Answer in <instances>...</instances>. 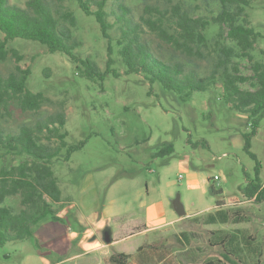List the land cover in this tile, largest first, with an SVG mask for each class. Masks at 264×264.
<instances>
[{
  "label": "rangeland",
  "instance_id": "obj_1",
  "mask_svg": "<svg viewBox=\"0 0 264 264\" xmlns=\"http://www.w3.org/2000/svg\"><path fill=\"white\" fill-rule=\"evenodd\" d=\"M26 1L9 0L19 7ZM249 1L247 19L259 34L253 55L263 61L264 0ZM64 5L76 19L72 32L81 43L74 55L91 61L101 73L107 70L110 58L112 66L102 81L88 79L79 63L61 53L51 54L33 41L8 42L7 47L21 56L18 65L31 71L28 89L64 103L68 145H83L68 158L63 151L53 163L62 193V201L52 204L57 220L47 217L34 228L32 237L0 246V264H61L63 258L65 264H111V257L119 254L127 256L126 263L127 254H133L139 245L142 255L156 253L153 262L142 264H264V201L242 193L255 169V162L242 149V134L249 131L246 117L228 108L220 85L181 102L142 74L125 73L116 44L117 29L113 26L103 35L95 20L84 15L76 3ZM125 5L134 20L143 15L145 6L168 9L178 5L192 18L204 20L218 12L216 0H125ZM108 21L112 24L114 17ZM217 33V26L207 28L210 44ZM144 38L155 50L169 54V46L148 31ZM238 62L240 73L250 75L247 61ZM16 64L9 58L0 63V72L6 75ZM199 67L203 73L210 69L207 62ZM240 88L250 89L248 84ZM54 110L46 105L40 114ZM23 118L15 111L9 125L13 127ZM166 145H172L173 153L155 157ZM251 152L260 164L264 187V119L251 141ZM17 162L9 158L0 161V166ZM214 176L219 180L212 186L222 191L220 195L210 194L209 185L203 183ZM196 178L200 183L195 184ZM176 196L184 207L183 217L172 207ZM3 205L14 211L21 208L18 197L6 198ZM147 216L163 224L162 229L140 235ZM79 218L92 226L97 220L108 221L114 233L121 235L113 237L111 226L105 225L85 240L82 249L80 231L76 239L70 235ZM133 226L136 230L132 232ZM104 230L110 233L109 244L104 242ZM113 238L121 241L112 247ZM94 240L100 245L98 250L91 249L89 242ZM79 247L84 250L80 249V262L70 258Z\"/></svg>",
  "mask_w": 264,
  "mask_h": 264
},
{
  "label": "trees",
  "instance_id": "obj_2",
  "mask_svg": "<svg viewBox=\"0 0 264 264\" xmlns=\"http://www.w3.org/2000/svg\"><path fill=\"white\" fill-rule=\"evenodd\" d=\"M66 2L76 3L84 15L91 16L103 35L107 36L113 26L117 29L116 44L125 73L142 74L150 84L158 83L181 102L190 100L194 93L221 86V98L230 110L244 115L249 126V131L242 134V149L255 162V169L254 178L247 179L242 193L254 201H264L260 164L251 152V141L264 119V60H256L253 55L259 34L247 19L249 0H216L218 12L210 20L192 18L178 5L168 9L145 6L143 15L134 20L125 0H27L24 7L0 0V63L9 58L17 61L6 75L0 72V161L18 159L16 165L0 166V246L32 237L34 228L47 217L57 220L52 204L62 201V193L53 163L63 151L68 158L83 145H68L64 103L28 89L31 71L18 65L21 56L7 47L8 42L33 41L51 54L61 53L79 63L88 79L102 81L112 66L109 57L107 70L101 73L91 61L78 60L74 55L81 43L73 35L76 19L65 7ZM110 17H114L112 24ZM210 25L218 28L213 44L205 36ZM146 31L169 46V54L155 50L144 38ZM108 52L111 53L110 47ZM238 60L247 61L250 75L240 73ZM201 62L210 65L207 73L201 71ZM242 84H248L250 89H241ZM46 105L55 110L41 115ZM15 111L24 118L11 127ZM172 153V145H166L154 156ZM208 181V192L220 195L222 191L212 186L213 177ZM8 197L19 198L18 211L3 205ZM126 257L119 254L110 260L125 264Z\"/></svg>",
  "mask_w": 264,
  "mask_h": 264
},
{
  "label": "crops",
  "instance_id": "obj_3",
  "mask_svg": "<svg viewBox=\"0 0 264 264\" xmlns=\"http://www.w3.org/2000/svg\"><path fill=\"white\" fill-rule=\"evenodd\" d=\"M207 180H208L207 177L203 180V183L206 186L209 185ZM194 182H195V184L198 182L200 183V181L197 178L194 179ZM174 221H176V220H174ZM170 223H172V222H170ZM105 225H108L109 227L111 226L110 224H108V221H105V220H100V221L97 220L96 224L94 226H92L88 223H85L84 220H81L79 218V219H77V221L74 224V230H73L74 232L72 231V233L70 235H71L72 239L75 237L77 238V232L80 231L79 232L80 235H78V237L81 236V239H80L81 244L80 245H81V247H83L82 249H85V245H84L85 240L90 239L94 235V233H96L99 229H103V228L105 229ZM141 225H142L143 229H142V231H140V235H143V234H147V233L156 231V229H162L163 224L160 225V224L156 223L153 218L151 219L150 217L147 216L146 221L144 223H141ZM91 228H94V231ZM111 228H112V232H113V237L116 236L117 238H119V235H121V234H115L112 226H111ZM132 228H133V230H131L132 232L134 230H136V226H133ZM117 238H116V241L113 238L112 247L114 246L113 244H116L117 241H121L120 239H117ZM122 240H124V239H122ZM89 244L93 245L91 247L92 250H98V248L100 247L99 243L95 240L89 242ZM140 246L141 245H139L137 247V249L133 251L134 252L133 254H127V255H129V260L125 264H142L143 262H150V261L153 262L155 260L154 258L156 257V253L154 251L150 252L148 254L144 253V255H142V252H141L142 249L140 251ZM75 249H76V252H78V254L76 252L73 253V255L70 257L71 259L78 258L79 254L81 253V250H82L80 247L75 248ZM55 250L63 252V250L60 248H56ZM82 251L84 252V250H82ZM119 253H121V252H119ZM157 257L159 258V256H157ZM78 262H80L79 258H78ZM60 263L61 264L66 263L64 258H63V261H61ZM74 264H76V263H74ZM111 264H113V263L111 262Z\"/></svg>",
  "mask_w": 264,
  "mask_h": 264
},
{
  "label": "water",
  "instance_id": "obj_4",
  "mask_svg": "<svg viewBox=\"0 0 264 264\" xmlns=\"http://www.w3.org/2000/svg\"><path fill=\"white\" fill-rule=\"evenodd\" d=\"M172 207L177 214L178 217H183L185 215V210L183 205L180 202L179 196H176V198L172 202ZM104 242L109 244L110 243V233L107 230H104Z\"/></svg>",
  "mask_w": 264,
  "mask_h": 264
},
{
  "label": "built area",
  "instance_id": "obj_5",
  "mask_svg": "<svg viewBox=\"0 0 264 264\" xmlns=\"http://www.w3.org/2000/svg\"><path fill=\"white\" fill-rule=\"evenodd\" d=\"M213 179H214V181H218L219 180V178L217 176H214Z\"/></svg>",
  "mask_w": 264,
  "mask_h": 264
}]
</instances>
